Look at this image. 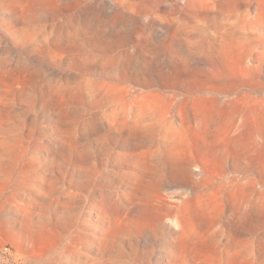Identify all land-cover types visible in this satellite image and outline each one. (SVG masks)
I'll return each instance as SVG.
<instances>
[{"label":"rangeland","instance_id":"obj_1","mask_svg":"<svg viewBox=\"0 0 264 264\" xmlns=\"http://www.w3.org/2000/svg\"><path fill=\"white\" fill-rule=\"evenodd\" d=\"M262 14L0 0V264H264Z\"/></svg>","mask_w":264,"mask_h":264},{"label":"bare ground","instance_id":"obj_2","mask_svg":"<svg viewBox=\"0 0 264 264\" xmlns=\"http://www.w3.org/2000/svg\"><path fill=\"white\" fill-rule=\"evenodd\" d=\"M262 15H264V14H262ZM178 167L181 169V170H183V172H186L187 171V169L186 168H184L182 165H178Z\"/></svg>","mask_w":264,"mask_h":264}]
</instances>
